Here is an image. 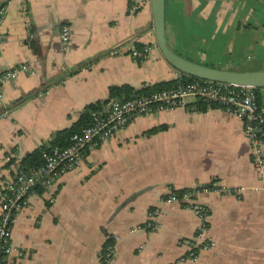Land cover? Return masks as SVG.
<instances>
[{
  "label": "crops",
  "instance_id": "1",
  "mask_svg": "<svg viewBox=\"0 0 264 264\" xmlns=\"http://www.w3.org/2000/svg\"><path fill=\"white\" fill-rule=\"evenodd\" d=\"M2 87L0 178L5 157L24 156L77 122L113 86L140 90L182 75L159 49L151 4L130 0H0ZM166 38L183 57L221 70L264 72V0H166ZM70 28L66 47L62 29ZM150 46L145 60L135 50ZM261 106H264L262 89ZM186 107L135 119L52 192L39 191L17 216L8 264H172L188 253L199 217L168 204L171 191L203 189L214 250L191 264H264V179L252 163L243 120L223 107ZM151 133L152 131H155ZM178 194V193H177ZM159 209L160 227L145 228Z\"/></svg>",
  "mask_w": 264,
  "mask_h": 264
},
{
  "label": "built area",
  "instance_id": "2",
  "mask_svg": "<svg viewBox=\"0 0 264 264\" xmlns=\"http://www.w3.org/2000/svg\"><path fill=\"white\" fill-rule=\"evenodd\" d=\"M151 0H130V12L138 13ZM5 10L0 12V23ZM64 46L70 39V28L62 29ZM152 48L135 50L136 60H145ZM22 74H34L27 64L11 68L0 76V98L2 87L11 79ZM181 76L179 77V79ZM190 98L223 107L229 114L243 120L244 134L252 145V163L260 179H264V106H261L254 88L196 79L176 88L154 92L149 95H135L128 99H113L92 113V124L73 135L67 147L42 145L44 164L25 169L24 156L11 152L5 157L6 174L0 178V264H8L14 251L13 230L18 214L29 205L30 198L39 191L52 192L62 179L74 172L87 159L90 152L102 147L116 134L127 128L135 119L165 110L186 107ZM203 189H190L182 194L173 191L165 199L168 204H179L192 210L200 219L195 236L188 240L189 251L172 264H191L200 260L202 252L216 248V241L209 236L210 212L199 202ZM161 211L154 210L145 225L148 230L160 227ZM117 255L114 244H108L101 253L103 264H111Z\"/></svg>",
  "mask_w": 264,
  "mask_h": 264
},
{
  "label": "water",
  "instance_id": "3",
  "mask_svg": "<svg viewBox=\"0 0 264 264\" xmlns=\"http://www.w3.org/2000/svg\"><path fill=\"white\" fill-rule=\"evenodd\" d=\"M165 6L166 0H151V9L159 49L165 60L176 70L181 74L201 80L264 89V72L221 70L191 61L173 50L166 38Z\"/></svg>",
  "mask_w": 264,
  "mask_h": 264
},
{
  "label": "trees",
  "instance_id": "4",
  "mask_svg": "<svg viewBox=\"0 0 264 264\" xmlns=\"http://www.w3.org/2000/svg\"><path fill=\"white\" fill-rule=\"evenodd\" d=\"M141 50V47H139ZM197 78L182 74L181 78L175 81L171 82H162L159 84H155L153 86H145L144 88L140 90L134 89L132 86L125 85V86H113L109 89V98L105 100L104 102H98L95 104H90L87 106L84 111L82 112L79 120L75 122L70 128L62 130L54 135V137L50 140L52 146H59V147H67L70 145V139L73 135L81 132L84 128L89 127L92 124V113L96 110H100L103 105L107 104L110 100L113 99H128L135 95H149L154 92H160L164 90H169L172 88H176L181 84H185L189 81L196 80ZM256 94L258 96L259 103L261 104V101L263 99L262 97V89H255ZM218 107L216 104L206 102L203 99H200L197 105L195 106L196 111H206L209 108H216ZM155 131L150 132L154 133ZM45 149L44 146H40L32 153H29L25 156L23 159L22 166L27 170L29 168H37L44 164L42 153ZM190 189H184L180 192H177L178 194H182Z\"/></svg>",
  "mask_w": 264,
  "mask_h": 264
}]
</instances>
